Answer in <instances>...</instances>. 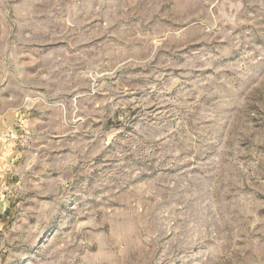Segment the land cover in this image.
Returning a JSON list of instances; mask_svg holds the SVG:
<instances>
[{
	"label": "rangeland",
	"instance_id": "1",
	"mask_svg": "<svg viewBox=\"0 0 264 264\" xmlns=\"http://www.w3.org/2000/svg\"><path fill=\"white\" fill-rule=\"evenodd\" d=\"M0 264H264V0H0Z\"/></svg>",
	"mask_w": 264,
	"mask_h": 264
}]
</instances>
